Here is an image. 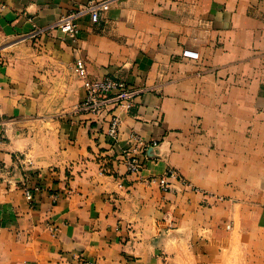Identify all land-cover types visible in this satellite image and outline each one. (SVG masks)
Wrapping results in <instances>:
<instances>
[{"label": "crops", "instance_id": "crops-1", "mask_svg": "<svg viewBox=\"0 0 264 264\" xmlns=\"http://www.w3.org/2000/svg\"><path fill=\"white\" fill-rule=\"evenodd\" d=\"M87 1L0 0V264H264V0H111L54 28ZM78 56L140 90L115 145L78 110ZM131 132L156 141L138 172ZM168 167L198 190H163Z\"/></svg>", "mask_w": 264, "mask_h": 264}, {"label": "built area", "instance_id": "built-area-1", "mask_svg": "<svg viewBox=\"0 0 264 264\" xmlns=\"http://www.w3.org/2000/svg\"><path fill=\"white\" fill-rule=\"evenodd\" d=\"M110 2L111 0H88L77 6V8L70 9L58 18L54 24V28L64 33H71L75 40L80 33L79 18L87 16L91 23L99 24L102 21L104 12L109 9ZM40 31L41 29L39 28L34 29L31 36L37 35ZM182 54L189 58H198V52L194 50L185 49ZM75 70L85 93L78 106V110L94 116L96 125L100 127L105 126L106 135L109 137L112 145H115L119 137L120 112H128L130 110L136 97L140 94V90L108 75L98 78L91 77L82 56L76 57ZM129 140L130 146L122 155L125 158L127 170L129 172H138L144 166V160L140 157V153L144 152L143 150L150 145L146 144L136 132L130 133ZM155 145L156 141L154 140L151 142L150 147ZM166 177L175 178L182 184L188 185L174 168L168 167L164 176L161 177L163 179L160 185L163 190L169 189L168 182L164 180ZM191 188L198 190L195 186H191ZM34 189L38 188L35 187ZM24 191L26 196L31 200L32 192L28 189H24ZM208 196L213 197L215 200L221 199L219 196L211 193ZM76 264H94V261L80 255Z\"/></svg>", "mask_w": 264, "mask_h": 264}, {"label": "rangeland", "instance_id": "rangeland-1", "mask_svg": "<svg viewBox=\"0 0 264 264\" xmlns=\"http://www.w3.org/2000/svg\"><path fill=\"white\" fill-rule=\"evenodd\" d=\"M195 155V154H194ZM187 165V164H186ZM188 166H189V170H188V172L190 173V174H192L193 176H195V174H196V163H189L188 164ZM174 170L179 174V175H181L182 176V172L181 171H179V169L178 168H176V167H174ZM183 177V179L188 183V185H186V186H188V187H190L191 186V182H192V180H195V178L193 177V179L191 180V179H186L184 176H182ZM193 185V184H192ZM193 186H196V185H193ZM215 195V194H214ZM216 196V195H215ZM217 196H219L221 199L220 200H222V199H224V198H222V196H220V195H217Z\"/></svg>", "mask_w": 264, "mask_h": 264}, {"label": "water", "instance_id": "water-1", "mask_svg": "<svg viewBox=\"0 0 264 264\" xmlns=\"http://www.w3.org/2000/svg\"><path fill=\"white\" fill-rule=\"evenodd\" d=\"M150 149H152V147Z\"/></svg>", "mask_w": 264, "mask_h": 264}]
</instances>
